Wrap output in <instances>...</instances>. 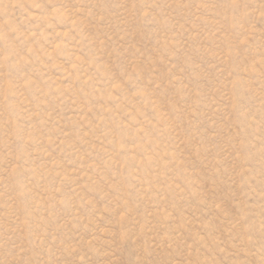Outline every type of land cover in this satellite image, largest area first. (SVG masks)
<instances>
[{
	"label": "rangeland",
	"instance_id": "rangeland-1",
	"mask_svg": "<svg viewBox=\"0 0 264 264\" xmlns=\"http://www.w3.org/2000/svg\"><path fill=\"white\" fill-rule=\"evenodd\" d=\"M0 264H264V0H0Z\"/></svg>",
	"mask_w": 264,
	"mask_h": 264
}]
</instances>
